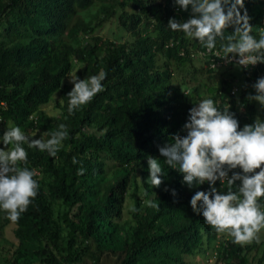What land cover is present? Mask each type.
Wrapping results in <instances>:
<instances>
[{
	"label": "trees",
	"instance_id": "trees-1",
	"mask_svg": "<svg viewBox=\"0 0 264 264\" xmlns=\"http://www.w3.org/2000/svg\"><path fill=\"white\" fill-rule=\"evenodd\" d=\"M245 10L259 40L264 0H244ZM191 16V7L185 11L175 0H0V124L30 139L47 140L60 124L69 133L55 157L22 145L28 163L21 166L35 171L40 187L17 222L0 210V241L7 227L16 241L11 262L0 249V264H185L192 256L212 259L206 264H263L264 236L241 246L217 233L190 204L196 191L210 190L208 183L189 188L159 152L176 134L186 135L180 130L189 109L204 99L228 108L241 129L264 122V106L249 99L264 63L242 69L239 78L225 69L189 95L171 83L178 70L215 74L196 68L189 55V48L206 47L168 26L170 18ZM106 23L118 27L115 40L122 32L129 38L110 40L100 33ZM234 29H225V37ZM227 43L217 37L216 47ZM101 71L104 91L70 114L69 76L87 80ZM51 102L49 114L43 107ZM150 156L166 173L158 188L147 183ZM218 185L228 191L227 182ZM259 204L263 210L264 197Z\"/></svg>",
	"mask_w": 264,
	"mask_h": 264
},
{
	"label": "clouds",
	"instance_id": "clouds-1",
	"mask_svg": "<svg viewBox=\"0 0 264 264\" xmlns=\"http://www.w3.org/2000/svg\"><path fill=\"white\" fill-rule=\"evenodd\" d=\"M175 3L185 11L190 6L192 16L185 22L170 18L168 26L173 31L183 32L186 37L197 39L211 53L219 51L229 62L236 59V65L241 69L264 63V33L259 40L250 34L252 29L247 12L245 10L242 15L240 11L244 8V0H175ZM263 25L264 20L259 30H263ZM230 26H235L234 34L225 37V29ZM217 37L228 41L223 45V50L216 47ZM173 42L172 40L169 45H173ZM206 48H189V55L200 58L204 62L203 66L213 70V73L221 74L235 64L211 66V56L199 54ZM179 54L184 56L185 50L181 49ZM228 54L233 56L229 57ZM71 59L72 65H75L77 60ZM106 75L101 71L87 80L80 79L76 74L69 76L68 82L73 85L67 93L70 114L89 104L98 93L104 91L102 81L106 79ZM171 75L174 76L173 73ZM171 83L177 85L185 95L191 92V88L181 84L177 78ZM253 87L257 94L249 96V99L264 106V77L259 78ZM237 90L238 87L235 86L231 92ZM239 108L244 110L242 104ZM183 128L185 130L180 132H186V135L176 134L172 143L159 147V152L168 167L183 174V182L189 188L208 183L210 190L196 191L191 197L192 210L202 215L205 223L217 233L232 237L233 243L241 246L253 242L259 244V234L264 230V208L261 210L259 204V199L264 197V122L257 120L254 124H245L241 129L235 115L228 108L221 111L212 99H204L189 109V117ZM68 135L64 124H60L59 129L51 133L47 140L30 139L19 127L4 131L0 141L3 145L0 147V210L7 213L10 221L15 223L20 219L21 214L27 211L37 197L40 187L37 179H34L35 171L21 166L28 163V152L22 145L47 151L50 156L55 157ZM9 145L12 147L9 148ZM77 162L73 158V163ZM147 163V183L158 188L166 173L157 158L150 156ZM236 169L240 171H234ZM83 172V168L78 170L81 175ZM217 181L218 187L227 182L228 191H218L215 187ZM237 181L238 191H233L232 186ZM165 191L168 189L165 188ZM171 192L173 196L176 195L175 189ZM148 206L157 205L149 201Z\"/></svg>",
	"mask_w": 264,
	"mask_h": 264
},
{
	"label": "rangeland",
	"instance_id": "rangeland-1",
	"mask_svg": "<svg viewBox=\"0 0 264 264\" xmlns=\"http://www.w3.org/2000/svg\"><path fill=\"white\" fill-rule=\"evenodd\" d=\"M118 30V27L112 23H106L105 26H103V28L101 29L100 33L101 34H105V36L107 38H109L110 40L114 41V42H124L125 39L129 38V36L127 34L124 35V32H122V37L120 36L121 39H114L113 35L115 33V31ZM124 31V30H123ZM113 33V34H112ZM204 62L199 58H194V66L196 68H202ZM227 70H229L230 72L234 73L237 75V77L239 78L243 71L242 69L236 65V64H232L230 67L226 68ZM177 70V69H176ZM187 70V69H186ZM175 71V70H174ZM228 73H224V76H228ZM176 75L177 80L184 85H187L188 87H190L191 89L194 88V86H196L198 83L199 85L203 86L204 83H209V80L213 81H217L218 79H220L223 75L222 74H206V72L201 71L200 73H198L195 76H192L188 71H183V73L181 72V70L176 71V73L174 74ZM225 76V77H226ZM240 83V82H239ZM238 83V84H239ZM201 89H204L201 88ZM52 103V102H51ZM48 104L45 105L43 108L47 111V113L51 114L55 111L54 109V104ZM0 129L3 130L2 135L4 133V131L8 130L9 128L6 127L3 124H0ZM2 135L0 137V141H2ZM2 142H0V147H2ZM10 148V145L8 146ZM12 227H7L4 231L3 237L1 238L0 241V249H1V256L6 257V260H8V262H11L13 260V250L15 248V240L13 238L12 235ZM260 238L264 236V230H261L260 232ZM4 259V258H2ZM185 264H206L207 262H210L212 259H202L199 257H189V258H185ZM262 263L264 264V260L262 261ZM2 264H4L2 262ZM85 264V263H83ZM105 264H109L108 262H105Z\"/></svg>",
	"mask_w": 264,
	"mask_h": 264
},
{
	"label": "built area",
	"instance_id": "built-area-1",
	"mask_svg": "<svg viewBox=\"0 0 264 264\" xmlns=\"http://www.w3.org/2000/svg\"><path fill=\"white\" fill-rule=\"evenodd\" d=\"M199 54L201 56H211V58H210L211 59V66H218V65H222V64L226 65V64H231V63L237 64L236 59H232L231 62H229V59L223 57L224 54H221L219 51H216V50H214V52L211 53V50L206 48L205 51H200ZM228 56L232 57L233 54H228ZM241 67H243V66H241ZM248 67H253V65H249Z\"/></svg>",
	"mask_w": 264,
	"mask_h": 264
}]
</instances>
